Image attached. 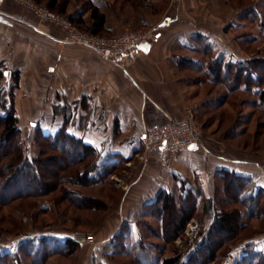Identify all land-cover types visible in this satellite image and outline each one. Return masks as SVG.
<instances>
[{
  "label": "rangeland",
  "instance_id": "374dc122",
  "mask_svg": "<svg viewBox=\"0 0 264 264\" xmlns=\"http://www.w3.org/2000/svg\"><path fill=\"white\" fill-rule=\"evenodd\" d=\"M67 1L77 8V24L73 23L81 30L94 33L90 14L96 6L92 0H60L64 3ZM96 2L100 3L96 8L106 16L108 26H113L115 30L110 33L101 31L98 35L115 36L128 31H141L149 35L152 26L161 19L162 15H173L176 12L179 13L181 20L177 26L196 24L215 32L219 31L223 34L224 43L232 50L251 57L249 59L256 60L259 66L264 61V0H96ZM37 4L49 8L47 2ZM254 6L259 9L258 15H253ZM55 12L67 15L60 11ZM147 19L151 21L149 26L151 25L152 28L143 25V21ZM83 20L89 23L81 24L80 21ZM229 47H227V59L231 51ZM195 56L203 60L206 58L199 52L195 53ZM0 64L4 72V76L0 77V98L6 100L12 92L16 108L20 75L18 81L13 78L8 80L5 75L8 68L3 61ZM192 74L191 76L196 80L204 82L205 86L202 90L205 94L219 92L225 97V104L216 106L204 118L199 103H190L185 107L183 119L189 108L196 111L195 119L201 128L200 141L205 131L216 134L229 129L227 137L237 138L232 142L235 141L243 149H252L256 154H264V107L256 104L257 95L243 90L228 92L224 84L208 82L203 72L193 70ZM1 113L4 111L0 107ZM16 113L19 116L17 109ZM21 114L23 116L22 120L19 117V122L24 125L21 127L25 146L34 153L35 157H38L41 145L36 141L35 128L28 124L24 117L25 112ZM56 116H59L60 122L56 121L53 124L48 122L46 124L49 128L41 129L56 133L65 125L67 132L77 138V101L55 106L53 118ZM58 124L61 127H57ZM29 126L30 131H28ZM235 128H239L242 133L235 135L233 133ZM213 148L216 150L217 144H214ZM95 149L96 167L92 162L93 159L77 165L80 175L77 183L68 181L59 183L50 173L45 172L43 181L46 186L35 185L46 189L44 194L0 203V256L10 253L11 264H33L32 257L26 256L21 251L30 248L33 252L39 251L41 254L50 250L49 247L44 249L45 242L54 244L57 239L64 237L73 240V233L79 231L94 234L100 264H162V260L166 257L178 253L187 254L206 234L211 223V216L204 210L207 197L216 201L217 212L243 211L242 221L246 223L232 240L218 250L219 259L214 264H234L245 253V249L252 246L264 250V215L259 218L247 217V208L234 202L232 197H228V193H225L226 186L230 191H234L235 185L228 187V180H221L217 173L213 177L214 184L211 185L213 191L210 194L204 192L199 180L192 185L189 181L178 178L179 185L183 180L186 189L199 191L200 204L182 234L172 237L171 230L180 215L178 210L172 218L166 214V221L162 223L155 215V211L159 212L158 208L146 209V205L141 207V187L130 186L148 168L151 158L156 153L146 149L144 144L141 152L133 159H118L114 162L112 160V163H116L115 167L101 175L105 170L106 162L100 160L103 155L98 148ZM73 151L72 156L76 152L77 156H80L81 151L78 147L73 148ZM54 154L55 152H49L47 156L51 157ZM177 156L170 157L167 153V156L160 160V166L173 170ZM49 160L45 162V167L51 172L56 171L65 161ZM163 161H167V166L163 165ZM88 169L92 172V176L100 175V179L89 183ZM67 174L71 175L64 173ZM174 193L178 196L180 190L177 189ZM123 227H125L124 234L119 235ZM43 238H46L44 243L41 242ZM249 243H252V246H248ZM80 245L88 246L83 249L89 250L91 264L92 246L84 243L79 244L80 248H82ZM79 247L77 250L80 249ZM77 250L68 255H49L44 262L41 257L33 258H36L37 264H76ZM204 254L205 252L198 251L199 256L193 264H200L199 260L203 261ZM1 263L4 264V261Z\"/></svg>",
  "mask_w": 264,
  "mask_h": 264
},
{
  "label": "crops",
  "instance_id": "0c3cea01",
  "mask_svg": "<svg viewBox=\"0 0 264 264\" xmlns=\"http://www.w3.org/2000/svg\"><path fill=\"white\" fill-rule=\"evenodd\" d=\"M92 3L100 5L96 0ZM3 10L21 18L11 24L0 23V62L11 74L20 75L16 104L20 119L25 112L33 128H49L46 123L61 121L59 116L53 118L55 106L77 101V138L98 148L103 155L101 161L133 159L143 149L145 132L182 120L190 103L201 105L203 118L225 104L224 94H205L204 82L191 76L193 69L184 64L186 59L202 62L195 53L203 40L226 54L229 46L223 34L202 25L177 26L181 21L179 13L162 15L153 28L149 26L151 21L144 20L143 25L152 28L147 38L109 60L87 46L63 43V26L41 20L16 0H4ZM252 10L253 15H258L256 6ZM65 13L69 19L77 18V8L71 3ZM90 18L93 22L91 14ZM103 31H115L108 26L106 16ZM229 50V60L251 58L231 47ZM228 130L216 134L205 131L199 144L179 153L173 170L160 166L167 151L159 148L148 168L130 185L141 187V207L154 201L163 190L176 192L178 178L192 185L199 180L204 192L210 194L213 177L216 173L219 177L222 170L248 177L256 187H264V154L238 146L232 142L237 138L227 137ZM233 133L242 131L235 128ZM30 154L34 156L32 151ZM80 246L76 264H90L89 250L83 249L88 246Z\"/></svg>",
  "mask_w": 264,
  "mask_h": 264
},
{
  "label": "trees",
  "instance_id": "16d2710c",
  "mask_svg": "<svg viewBox=\"0 0 264 264\" xmlns=\"http://www.w3.org/2000/svg\"><path fill=\"white\" fill-rule=\"evenodd\" d=\"M35 1L37 3L47 2L51 10L62 13L66 12L68 4V1L64 3L58 0ZM91 17L93 19V32L99 34L104 29L105 15L100 13L98 8L94 7L91 11ZM71 20L77 24V18L71 17ZM199 37V41L201 42L202 38L201 36ZM196 48L206 58L202 59V62L186 59L184 64L186 66L188 64V68L203 72L207 77L206 80L212 84H224L228 92L243 90L256 94L258 96L256 104L264 107V61L259 66L254 59L243 61L229 60L227 59V55L219 53L210 41L207 43L203 40V43L196 46ZM3 76L4 72L0 64V77ZM18 76V72H13L11 77L15 81H18ZM11 94L12 92L8 98L6 97V100L0 98V107L4 111V113L0 114V203H7L17 198L44 194L46 189L38 188L35 185L46 186L43 181L45 172L50 173L59 183L64 181L77 183V178L80 176L77 165L88 159H93L92 162H94L96 167V149L84 143L82 139L68 133L65 125L56 131V133L44 131L40 127L35 128L36 141L41 145V151L38 157L31 155L22 137L23 129L19 122V116L16 113ZM77 147L81 151V154L79 153L80 156H77V152L72 156L71 154L74 152L73 148ZM49 152H55V154L48 157ZM48 160L65 161L61 163L56 171L51 172L45 167V162ZM115 164L111 160H108L105 164V170L101 172V175L110 172L115 167ZM221 172L222 174H219V177L221 180H228V187L232 184L235 185L234 191H230L227 186L225 187V193H228L227 196L232 197L234 202L247 208V217H262L264 215V187H256L250 178L238 175L230 170H222ZM64 173H71V175H64ZM100 177V175L92 176V172L89 169L87 170L89 183L99 180ZM178 190H180L178 196L175 193L163 190L154 201L145 206L146 209L158 208L159 212L155 211V215L162 223L166 221V214L172 218L176 210H178L180 215L171 230L172 237L182 234L200 204L199 191L194 192L192 188L186 189L185 181L182 180V183L178 186ZM178 205L180 208L177 209ZM216 208V201L207 197L204 210L211 216V223L206 234L202 236L196 247L187 254L178 253L174 256L166 257L162 260V264H193L197 256H199L198 251L205 252L203 261L199 260L200 264L217 263L219 259L218 250L226 242L232 240L239 230L244 228L246 223L242 221L243 211L217 212ZM124 230L125 227L122 228L119 235L124 234ZM164 231L163 229V235H165ZM220 237L221 239H219ZM45 241L46 238L41 240L42 243ZM49 243L45 242L43 247L44 249L49 247L50 250L44 251L41 254L39 251L33 252L30 248L21 251V253L32 257V263L34 264L35 262L37 264L36 258L38 257H41V260L44 262L49 255L72 254L79 247V244L68 237L57 239L54 244ZM248 246H252V243H249ZM33 254L34 256H32ZM10 257H12L10 253L0 256V264L3 261L4 264H11ZM33 257L36 258L34 259ZM234 264H264V250L253 246L246 248L245 253Z\"/></svg>",
  "mask_w": 264,
  "mask_h": 264
},
{
  "label": "built area",
  "instance_id": "2783aa9c",
  "mask_svg": "<svg viewBox=\"0 0 264 264\" xmlns=\"http://www.w3.org/2000/svg\"><path fill=\"white\" fill-rule=\"evenodd\" d=\"M17 1L36 13L41 20L63 26L67 31L62 39L63 43L87 46L109 60H114L116 56L133 48L148 36L141 31H128L115 36L94 34L79 29L68 17L39 5L34 0ZM3 3L4 0H0V23L11 24L15 20H21L20 17L6 13L3 10ZM194 112H196L194 109L189 108L184 119L171 121L162 128L145 132V148L156 152L159 148L164 147L170 157H175L183 148L199 144L201 128L195 119ZM30 129L29 126L28 131ZM167 164V161H163L164 166ZM72 238L76 243L91 245V264H100L97 241L93 233L77 231L73 233Z\"/></svg>",
  "mask_w": 264,
  "mask_h": 264
},
{
  "label": "water",
  "instance_id": "95a60500",
  "mask_svg": "<svg viewBox=\"0 0 264 264\" xmlns=\"http://www.w3.org/2000/svg\"><path fill=\"white\" fill-rule=\"evenodd\" d=\"M7 78H8V79L11 78V71H10V70L7 71Z\"/></svg>",
  "mask_w": 264,
  "mask_h": 264
},
{
  "label": "snow or ice",
  "instance_id": "6c2138e0",
  "mask_svg": "<svg viewBox=\"0 0 264 264\" xmlns=\"http://www.w3.org/2000/svg\"><path fill=\"white\" fill-rule=\"evenodd\" d=\"M5 75H7V74H5ZM193 147H195V146H193Z\"/></svg>",
  "mask_w": 264,
  "mask_h": 264
}]
</instances>
